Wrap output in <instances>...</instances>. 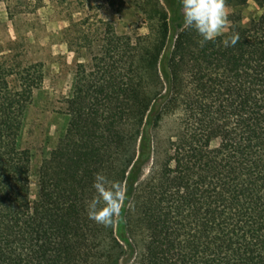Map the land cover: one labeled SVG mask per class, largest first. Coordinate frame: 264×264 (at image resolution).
<instances>
[{"label": "trees", "instance_id": "trees-1", "mask_svg": "<svg viewBox=\"0 0 264 264\" xmlns=\"http://www.w3.org/2000/svg\"><path fill=\"white\" fill-rule=\"evenodd\" d=\"M249 2L264 6L226 0L229 31L203 46L183 25L171 37L168 0H146L147 35L72 24L68 48L89 61L33 200L19 136L41 72L0 63V264H122L127 249L134 264H264V12L243 23ZM97 173L127 191L109 227L86 211Z\"/></svg>", "mask_w": 264, "mask_h": 264}, {"label": "rangeland", "instance_id": "rangeland-1", "mask_svg": "<svg viewBox=\"0 0 264 264\" xmlns=\"http://www.w3.org/2000/svg\"><path fill=\"white\" fill-rule=\"evenodd\" d=\"M163 6L164 0H159ZM178 15L170 17L171 37L183 25L181 0H168ZM146 0H0V63L14 72L38 66L40 84L32 94L24 113L19 147L30 156V196L37 193V171L41 163L63 137L69 122L65 100L70 95L79 63L86 64L88 54L68 48L66 30L86 20L94 35L113 30L116 35H147L150 23L142 12ZM227 17L233 8L226 6ZM243 23L264 12L249 2L242 8ZM230 25L227 23V33ZM98 30V31H97ZM97 31V32H96ZM12 83L14 80L11 79ZM176 117L164 118L156 137L165 140L176 132ZM157 138V139H158ZM212 142V146L217 145ZM122 264H134L127 249Z\"/></svg>", "mask_w": 264, "mask_h": 264}, {"label": "clouds", "instance_id": "clouds-1", "mask_svg": "<svg viewBox=\"0 0 264 264\" xmlns=\"http://www.w3.org/2000/svg\"><path fill=\"white\" fill-rule=\"evenodd\" d=\"M181 8L183 28L197 33L201 46L220 36L228 23L226 0H181ZM239 40V34L234 33L222 40V44L225 48L235 47ZM92 189L94 196L86 207L88 218L105 227L118 222L128 199L126 188L120 182L97 173Z\"/></svg>", "mask_w": 264, "mask_h": 264}]
</instances>
